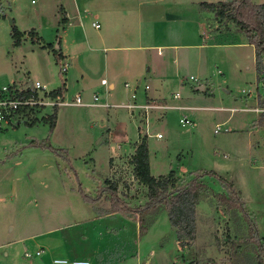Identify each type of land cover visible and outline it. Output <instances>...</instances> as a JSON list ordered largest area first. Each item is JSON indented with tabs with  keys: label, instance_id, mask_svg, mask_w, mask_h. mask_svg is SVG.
I'll return each instance as SVG.
<instances>
[{
	"label": "rangeland",
	"instance_id": "374dc122",
	"mask_svg": "<svg viewBox=\"0 0 264 264\" xmlns=\"http://www.w3.org/2000/svg\"><path fill=\"white\" fill-rule=\"evenodd\" d=\"M227 1L151 0L137 17L126 12L136 6L131 2L120 10L115 28L101 10L105 6L114 11L111 0H0V87L13 80L29 85L40 81L50 91L66 84L67 101L81 95L92 103L98 91L100 102L110 105L58 106L50 137V107L35 111L19 126L0 127V264H51L53 258L90 261L84 253L107 236L112 247L104 243L99 264H251L256 244L247 240L252 229L264 247V130L255 128L260 114L252 111L264 101V82L257 81L255 49L246 36L233 24L217 23L200 7ZM62 8L72 14L70 26L63 24ZM93 22L100 23V29ZM12 25L27 33L19 50L13 46ZM151 28L156 40L143 46L147 60L138 61L135 72L127 67L132 58L139 60L137 51L104 50L115 44L109 38L104 46L102 37L117 36L122 47H138ZM219 28L229 30L211 38L210 29L215 33ZM63 37L68 41L67 73H62L66 61L58 62L54 54ZM41 40L53 49H44ZM141 75L142 81L148 77L145 82L152 90L161 91L164 99L157 102L168 108L150 110L147 116L142 109L123 106L135 101L126 100L124 84L137 89ZM103 78L116 83L115 91L101 85ZM185 116L194 125L183 127L180 120ZM218 125L222 131L215 134ZM143 138L152 175L172 173L179 185L197 172L203 176L206 190L196 207L194 241L178 240L164 204L144 214L142 234L134 219L102 217L95 211L110 208L102 192L110 189L107 181L118 186V196L129 208L148 202V191L132 164ZM44 141L55 150L37 146ZM217 176L234 187L243 203L234 212L222 202L228 191ZM81 191L102 196L92 205ZM228 234L238 237L233 244L243 246L244 256L232 259ZM42 249L44 254L36 257ZM125 256L126 262L115 260Z\"/></svg>",
	"mask_w": 264,
	"mask_h": 264
},
{
	"label": "trees",
	"instance_id": "16d2710c",
	"mask_svg": "<svg viewBox=\"0 0 264 264\" xmlns=\"http://www.w3.org/2000/svg\"><path fill=\"white\" fill-rule=\"evenodd\" d=\"M200 7L202 10H206L214 14L220 22L233 24L240 32H242L250 45L255 49V68L257 73V81L259 83L264 82V4L257 5L252 0H232L229 2H218V3H201ZM63 12V9H61ZM63 24H66L65 18ZM13 26V33L11 34L14 47H20L22 45L23 38L27 34L21 32L19 29ZM29 35H33L31 32ZM40 43V42H39ZM40 45L44 49H53L52 44H44L41 40ZM54 54L57 57L58 62L65 61L60 48L54 49ZM264 84V83H263ZM67 92L66 84L62 87L52 91V97L63 98ZM259 107L264 109V101L260 102ZM51 116L46 118L50 124L49 137L55 130L57 123V107ZM255 128L264 130V113H261L258 120L254 124ZM49 139V138H48ZM47 139V140H48ZM37 146L44 149L55 150L50 144H45V141L37 144ZM135 167V176L147 189L148 202L139 209L129 208L126 202H123L118 196V186L112 184L109 181L106 183L110 185V189H103V194L106 195V199L110 203L108 210H103L95 207V211L98 215L105 217L114 214L122 215L127 219H134L139 223L140 233L142 234L146 230L144 214L149 213L152 210H156L160 204H164L167 208L171 224L176 228L177 238L180 242L185 239L194 241L196 239V207L200 204L202 196L205 195L206 188L202 181L203 178L200 172L195 173L196 177L191 179L187 184H178V180L172 176V173L165 176L156 178L151 173L150 164V153L146 138L140 142L137 147L132 161ZM215 175V173L213 174ZM216 176V175H215ZM217 179L221 182L225 189L228 191V195L222 197L223 204L226 205L230 210L243 206L242 201L239 199L238 193L234 187L228 183L225 179L218 177ZM110 191V192H109ZM83 200L86 203L96 205L100 201L98 197L88 196L85 192L81 191ZM232 213V211L230 212ZM138 215V218H137ZM234 215V216H233ZM232 213V217H235ZM236 219V217H235ZM252 229L249 241L255 246L253 248L254 254L251 260V264H264V247L261 239L258 237L257 232ZM234 239L228 234L227 241L232 244V259H238L245 255L243 246L236 245ZM242 240L241 238L239 241ZM241 243V242H240ZM248 242L244 241L243 244ZM243 254V255H242ZM199 264V263H190Z\"/></svg>",
	"mask_w": 264,
	"mask_h": 264
},
{
	"label": "built area",
	"instance_id": "2783aa9c",
	"mask_svg": "<svg viewBox=\"0 0 264 264\" xmlns=\"http://www.w3.org/2000/svg\"><path fill=\"white\" fill-rule=\"evenodd\" d=\"M95 28H99V23H93ZM68 70V64L62 67V73H66ZM196 81V78H191ZM13 83L4 87H0V127H15L21 123L27 121L28 116L35 111H41L47 107L55 108L58 106H87V107H102L110 108L108 102H100V95L98 93L93 95V102H84L82 96H77L75 101H67L59 97H52V91L48 90L46 84H42L40 81L33 82L32 85ZM102 85L106 86L108 92L110 91L107 80H102ZM129 85L126 84V88ZM146 90H149V86H145ZM176 98H180V94L177 93ZM135 101L123 105L129 110H141L148 113L153 109L168 108L167 106H161L159 104L144 103L139 104L136 102V95L132 96ZM122 106V105H121ZM112 107V106H111ZM186 109L187 107H180ZM258 114L264 113V109L256 108L252 110ZM183 127L194 125L192 121L185 116L180 120ZM222 131L220 125L217 126L215 134H219ZM227 131V130H226ZM148 132V131H147ZM158 138H162L161 134L157 135ZM44 250L36 252V257H41L44 254ZM28 258H31V254H26ZM52 264H92L87 260H71L67 258H54Z\"/></svg>",
	"mask_w": 264,
	"mask_h": 264
},
{
	"label": "crops",
	"instance_id": "0c3cea01",
	"mask_svg": "<svg viewBox=\"0 0 264 264\" xmlns=\"http://www.w3.org/2000/svg\"><path fill=\"white\" fill-rule=\"evenodd\" d=\"M148 1H151V0H111V4L110 5H113V7H114V11H113V9H108V8H106L105 6L104 7H102L101 8V10H102V14H104L106 17H104L106 20H109V22L111 23V21L113 22V25L112 26H114L115 28L117 27V26H119V20L120 19H118V15L121 13L120 12V10L122 9V7H124V6H129L130 4H132L131 2H133V4H135L136 6H134V7H132V8H130V7H127L126 8V12H130V14L131 15H133V17H137V14H139V13H141V8H142V6L143 5H147V2ZM231 1V0H230ZM88 2H91V0L89 1V0H87V3ZM228 2V1H227ZM85 5H87V4H85ZM85 7V6H84ZM112 7V8H113ZM89 8V7H88ZM92 8V7H91ZM63 9V15H64V18H65V20H66V26L68 25V26H70L71 24H70V18H69V16L71 15V19H72V14L66 9V8H62ZM117 10V11H116ZM113 11V12H112ZM134 13V14H133ZM214 15V14H213ZM168 17H169V15H167ZM164 19H165V23H168L169 22V19H167V18H165L164 17ZM111 20V21H110ZM216 20H217V23H220V21L216 18ZM124 21H127L126 19H124ZM152 21H154V19L152 20ZM94 23V22H93ZM154 23V22H153ZM159 24V22H155L154 23V25L156 26V25H158ZM99 25H100V23H99ZM75 26V25H74ZM94 27V26H93ZM95 28V27H94ZM212 28V27H211ZM95 29H100V27L99 28H95ZM225 30H229V28H227V29H225ZM225 30H222V29H217V30H215L214 32L215 33H212L211 32V29H210V34H209V36L211 37V38H218V37H220V36H223L222 35V33L221 32H227V31H225ZM238 30V29H237ZM236 30V31H237ZM221 31V32H220ZM239 31V30H238ZM67 33H69V31H68V27H67V29L66 28H64V35L65 34H67ZM218 33L220 34V36H218ZM163 34V33H162ZM70 36V35H69ZM110 38V41H111V43L112 44H115V46L114 47H106L104 50L106 51V52H108V51H110V50H113V51H120V50H123V49H125V50H130V51H137V54H136V56L139 58V60L138 59H131L129 62H130V64H128L129 66L127 67V68H130L133 72H135V66L137 65V63H138V61H140V60H144V61H146L147 60V58H146V55H145V48L146 47H143V46H145V45H147V44H152V42H153V40H156L155 39V36H154V34L152 33V28H151V30L149 31V33H146V36H145V41H143L144 43H142V44H140V46H138V47H130V46H127V45H124V47H122L123 45H119L120 43H121V39L119 38V37H117V36H114V38H112V36L111 35H109L108 36V38H104V37H102L101 39L103 40V45L104 46H106V41H107V39H109ZM116 44H118V45H116ZM176 46V45H175ZM57 48H60L61 49V51H62V53H63V55L65 56V61H66V63L65 64H68V58H69V55L67 54V50H68V41H66L65 42V39H64V37L63 38H60V41H59V47H57ZM165 48H168L167 46L165 47ZM202 48V47H201ZM16 50H19L20 49V47H17V48H15ZM132 49H135V50H132ZM92 50H94L95 51V49H92ZM160 54H162L161 56H163V53H161V52H159V55ZM132 55V54H131ZM143 56V57H142ZM134 65H133V64ZM69 65V64H68ZM68 68H69V66H68ZM69 71V69L67 70V72ZM66 72V73H67ZM143 75H141V79L140 78H138L137 80H138V87H137V89H132L131 90V86H130V84L128 83V82H126L124 85H125V87H126V84H128L129 85V87L127 88V90H128V93H127V91L125 92L126 94V100L128 101V100H130L131 98H132V96L133 95H136V99H137V103H139V104H142V103H150V104H160V103H158L157 101L158 100H162V99H164L160 94H161V91L160 90H157V89H154V90H152V88L150 87V85L149 84H147L145 81H147L148 80V77L147 76H144V81H142L143 79ZM102 80H107V79H105V78H103V79H101V85H102ZM149 81V80H148ZM107 82H108V84H109V88H110V91L109 92H111V91H115V89H116V83L115 82H113V81H111V82H109L108 80H107ZM146 83V85L145 86H149L150 87V91L149 90H141L140 88H142L141 86H142V84L143 83ZM13 83H18V84H20V82H18V80H13L10 84H13ZM149 83V82H148ZM9 84V85H10ZM155 87H156V85H155ZM201 88H203L204 90H205V88L204 87H201ZM67 90H68V87H67ZM134 90V91H133ZM54 91V90H53ZM148 91V92H147ZM96 93H98L99 94V92L97 91V92H95L94 94H96ZM79 96H81V95H79ZM66 97V94H65V96L63 97V98H61V99H64ZM189 108V107H188ZM150 112V111H149ZM149 112H148V114H147V116L149 115ZM143 114H145V112L143 113ZM146 115V114H145ZM113 143L114 142H110L109 144H110V146L111 145H113ZM151 155V154H150ZM150 164H151V156H150ZM152 167V166H151ZM156 178L158 177L157 175H155V174H153ZM117 216H119V214H114V215H110V216H107L108 218H113V217H117ZM137 223V222H136ZM138 225H139V223H138ZM136 226H137V224H136ZM136 229H137V227H136ZM108 238V236L106 237V239ZM103 240V239H100V240H96V243H95V246L94 247H92V250H90V251H86L85 253H84V255L85 256H87V259H89L90 261H91V263L92 264H99V263H101L100 262V253L102 254L103 252H102V248H103V245H104V243H106V245H108V248L110 247H112V246H109V243H110V238H108V240ZM107 241V242H106ZM44 250V249H43ZM129 258V256H125V257H121V258H117V259H115V260H119V259H121V261H124V262H126L127 261V259ZM54 259V258H53ZM52 259V260H53ZM52 260H51V264H52ZM71 260H80V258H78V259H71ZM83 260V259H82Z\"/></svg>",
	"mask_w": 264,
	"mask_h": 264
},
{
	"label": "water",
	"instance_id": "95a60500",
	"mask_svg": "<svg viewBox=\"0 0 264 264\" xmlns=\"http://www.w3.org/2000/svg\"><path fill=\"white\" fill-rule=\"evenodd\" d=\"M12 22V21H11ZM200 90L202 91L203 90V88H200Z\"/></svg>",
	"mask_w": 264,
	"mask_h": 264
}]
</instances>
